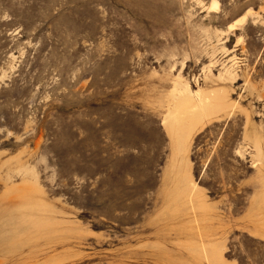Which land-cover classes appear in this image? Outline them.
<instances>
[{
  "label": "rangeland",
  "instance_id": "obj_1",
  "mask_svg": "<svg viewBox=\"0 0 264 264\" xmlns=\"http://www.w3.org/2000/svg\"><path fill=\"white\" fill-rule=\"evenodd\" d=\"M34 221L27 264H264V0H0V224Z\"/></svg>",
  "mask_w": 264,
  "mask_h": 264
},
{
  "label": "bare ground",
  "instance_id": "obj_2",
  "mask_svg": "<svg viewBox=\"0 0 264 264\" xmlns=\"http://www.w3.org/2000/svg\"><path fill=\"white\" fill-rule=\"evenodd\" d=\"M204 102V100L201 98H199V103H203ZM203 110H205V109H203ZM191 122H193V121H190V123ZM173 123L174 124H178L179 122H178V120H177V117L175 116V117H173ZM189 126V125H188ZM185 134V133H184ZM176 136V135H175ZM181 142V141H180ZM29 215H32V214H29ZM29 215H27V216H29ZM35 216V215H34ZM39 216V215H38ZM41 216V218H43L42 217V215H40ZM32 217H33V215H32ZM18 218V217H17ZM36 218V217H35ZM46 219H48V218H46ZM45 219V220H46ZM21 220V219H20ZM19 220V221H20ZM37 220V219H36ZM40 221H41V219H39ZM38 220V221H39ZM45 220H43V221H45ZM26 221V220H25ZM42 221V222H43ZM52 220L50 219V222H51ZM55 221V220H54ZM35 222V221H34ZM49 221L48 222H46V223H50ZM45 223V222H44ZM52 224H55V223H52ZM45 224H43V223H40V222H35V223H31V224H23V223H18V222H3V223H1L0 224V264H27L26 262H28V261H32L37 255H35L38 251H36V253L35 254H33V253H27V254H24L23 253V249H22V247H23V245L22 244H20L19 246H17V245H15L14 246V243H15V241L18 239L17 237L18 236H21V234H25L26 233V231L25 230H27L28 228H32V229H36V231L35 230H33L34 231V233L37 235L38 233H40V235H43L44 234V236L45 235H47L49 232L48 231H45V227L47 226V225H45ZM56 228H59V227H56ZM61 229H62V227H61ZM67 229H68V227H67ZM66 229V230H67ZM13 231L14 230V232L13 233H9V234H5L4 233V231ZM59 230V229H58ZM57 230V231H58ZM65 230V231H66ZM51 231V230H50ZM68 231V230H67ZM70 231H71V229H70ZM59 232H60V230H59ZM62 232V231H61ZM69 232V231H68ZM31 233H33V232H31ZM53 233V232H52ZM52 233H50V234H52ZM65 233V232H64ZM30 234V233H29ZM35 235V236H36ZM56 236H58V234L56 235ZM24 237H26V236H24ZM30 237V236H29ZM33 237V236H32ZM41 237V236H40ZM43 237V236H42ZM62 237V236H61ZM36 237H34V239H35ZM32 239V238H31ZM22 240V239H21ZM27 240V239H26ZM28 240H30L29 238H28ZM19 241V240H18ZM26 242H28V241H26ZM37 246V245H36ZM38 246H40V245H38ZM37 246V247H38ZM31 247H33V246H31ZM30 247V248H31ZM35 248V247H34ZM41 248V247H40ZM28 251V250H27ZM44 256V255H43ZM54 257V256H53ZM45 258H46V256H45ZM50 259V258H49ZM42 261V260H41ZM44 261V260H43ZM34 262V261H33ZM40 262V261H39ZM48 262V261H47ZM30 263V262H29ZM28 263V264H29ZM38 263V262H37ZM33 264V263H32ZM38 264H40V263H38ZM42 264V263H41Z\"/></svg>",
  "mask_w": 264,
  "mask_h": 264
}]
</instances>
